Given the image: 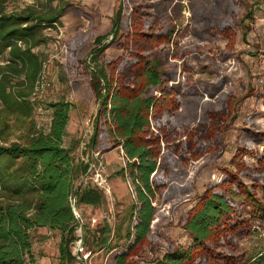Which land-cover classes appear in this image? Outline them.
<instances>
[{
    "label": "trees",
    "instance_id": "16d2710c",
    "mask_svg": "<svg viewBox=\"0 0 264 264\" xmlns=\"http://www.w3.org/2000/svg\"><path fill=\"white\" fill-rule=\"evenodd\" d=\"M4 1L0 0V264H26L32 259L31 233L39 228L60 232L59 264L72 263L80 226L73 202L79 209L99 207L103 192L87 174L90 160L76 162V146L64 144L73 104L63 100L48 104L53 110L48 131L36 129L31 120L35 108L31 98L43 68L33 50L44 41L42 29L55 26L69 5L62 2L53 14L37 15L7 12ZM251 16L246 8L240 26H246ZM121 18L118 10L112 41L97 37L90 53L91 85L98 102L90 148L123 151L125 165L118 174L129 181L135 200L126 245L115 256V264H138L143 252L155 249L151 230L164 215L156 208L157 194L179 188L171 175L179 176L175 164L187 165L216 152L222 155L225 130L238 101L226 77L216 84L217 93L200 87L192 76L185 80L187 69L183 71L184 61L179 63L172 31L145 26L143 20L142 28L125 43L129 51L125 62L119 67L114 61L108 67L102 59L119 42ZM246 36L247 31L244 41ZM189 116L199 122H179ZM20 128L25 131L16 136ZM244 129L248 139L238 144L235 169L221 167L222 179L211 183L182 215L179 225L191 242L170 241L154 264H264V152L258 151L264 131L254 120ZM103 137L110 138L111 145L101 146ZM247 153L256 155L250 167L240 161ZM86 228L84 222L85 234ZM111 233L105 222L95 244L109 245ZM249 235L262 238L261 247L249 255L236 253L238 238ZM84 241L87 246L85 236Z\"/></svg>",
    "mask_w": 264,
    "mask_h": 264
},
{
    "label": "rangeland",
    "instance_id": "374dc122",
    "mask_svg": "<svg viewBox=\"0 0 264 264\" xmlns=\"http://www.w3.org/2000/svg\"><path fill=\"white\" fill-rule=\"evenodd\" d=\"M62 2L69 5L65 14L55 26L42 29L44 41L33 50L42 60L43 68L31 98L35 103L31 120L36 129L48 131L53 112L48 104L62 100L71 102L73 107L64 144L76 146V162L95 160L99 165L96 158L99 151L90 148L98 111L91 85L90 53L96 47L97 37H105V43L112 41L111 31L118 10L122 13L121 35L119 42L106 50L102 59L104 64L108 66L118 61L121 67L129 54L125 43L136 29L142 28L140 22L143 20L145 26L154 24L162 32L172 31L173 38L176 37L174 46L177 42L179 47L177 57L182 59L179 63L184 61L183 71L187 69L185 80L192 76L200 87L217 93L216 84L226 77L233 95L237 96L236 111L225 130L226 148L222 155L216 152L187 165L176 163L179 176L175 178L172 172L171 175L180 183L179 188L157 194L156 208L164 215L157 229L151 230L155 249L143 252L138 263L154 264V259L162 254L170 241L191 242L190 236L179 225L182 215L195 206L198 197L211 183L222 179L221 167L235 169L232 163L240 156L238 144L248 139L244 133L245 124L254 120L264 131V0H5L3 4L7 12L32 11L37 15H48L53 14ZM246 8L251 9L252 16L246 20V26H240ZM227 23L235 25L227 28ZM108 67L112 68V65ZM190 116L179 122H199ZM11 121L15 124L14 118ZM24 131L25 128H20L16 136ZM100 141L101 146L112 142L108 137ZM258 151L264 152V144L259 145ZM99 153L103 155L102 174L109 191L100 188L103 192L101 206L77 208L87 223L86 234L82 232L87 241L84 251L88 257L67 264H115V256L123 252L126 245L135 199L129 181L118 174L125 165L123 151L115 148ZM240 161L250 167L256 162V155L247 153ZM242 179L251 183L246 175H242ZM105 222L111 226L112 233L109 245L100 248L95 243ZM262 233L264 235V231ZM31 234L32 259L26 264H59L60 232L39 228ZM261 244L262 238L257 235L238 238L236 253L245 251L249 255Z\"/></svg>",
    "mask_w": 264,
    "mask_h": 264
},
{
    "label": "built area",
    "instance_id": "2783aa9c",
    "mask_svg": "<svg viewBox=\"0 0 264 264\" xmlns=\"http://www.w3.org/2000/svg\"><path fill=\"white\" fill-rule=\"evenodd\" d=\"M96 158H97V163L99 164L98 166L95 164V160L91 161L90 162V167L88 169V172L87 174H91V177H92V180H93V183L99 187V188H102L106 191H109L108 190V186H107V183H106V178L103 176V167H102V158H103V155H101L99 152L96 153ZM94 172H92V170H94ZM86 178L84 177L82 179V181H84ZM73 210H74V213L76 215V218L78 219V221L80 222V226L79 228L77 229V236H78V240L75 242V245H74V250H73V254L75 256L76 259L80 260V259H86L88 257V254H86V251H84V248H85V241H84V235H83V219L81 218V216L79 215L78 211H77V207L75 206V200L73 202ZM75 251V253H74Z\"/></svg>",
    "mask_w": 264,
    "mask_h": 264
}]
</instances>
